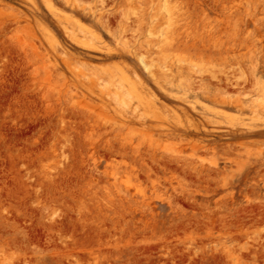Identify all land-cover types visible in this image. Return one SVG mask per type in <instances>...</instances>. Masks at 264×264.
<instances>
[{"label":"rangeland","instance_id":"rangeland-1","mask_svg":"<svg viewBox=\"0 0 264 264\" xmlns=\"http://www.w3.org/2000/svg\"><path fill=\"white\" fill-rule=\"evenodd\" d=\"M0 264H264V0H0Z\"/></svg>","mask_w":264,"mask_h":264},{"label":"bare ground","instance_id":"bare-ground-1","mask_svg":"<svg viewBox=\"0 0 264 264\" xmlns=\"http://www.w3.org/2000/svg\"><path fill=\"white\" fill-rule=\"evenodd\" d=\"M97 47V46H96Z\"/></svg>","mask_w":264,"mask_h":264}]
</instances>
